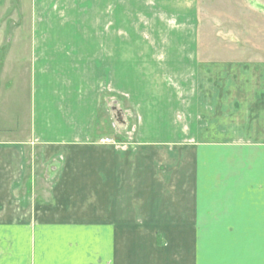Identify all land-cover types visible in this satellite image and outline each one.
Listing matches in <instances>:
<instances>
[{"label": "crops", "instance_id": "0c3cea01", "mask_svg": "<svg viewBox=\"0 0 264 264\" xmlns=\"http://www.w3.org/2000/svg\"><path fill=\"white\" fill-rule=\"evenodd\" d=\"M211 1L0 0V264H201L264 217V48Z\"/></svg>", "mask_w": 264, "mask_h": 264}, {"label": "rangeland", "instance_id": "374dc122", "mask_svg": "<svg viewBox=\"0 0 264 264\" xmlns=\"http://www.w3.org/2000/svg\"><path fill=\"white\" fill-rule=\"evenodd\" d=\"M211 4L214 6L212 7L214 24L207 29L209 30L207 35L208 44L213 49L218 51L238 49L239 51L245 48L254 51L264 48V0H212ZM239 10L243 16H240ZM245 13L248 16H244ZM242 17L251 19L253 23L240 22L244 20ZM253 24H259L260 27H254ZM227 57L239 60L247 58ZM247 59L259 58L250 56ZM108 107L109 110L100 112V118L105 120L104 126L108 129L115 128L119 131L124 126L119 119L122 116L119 115L118 109L112 108L110 103ZM120 133L123 132L120 130ZM120 139L129 140V135L125 138L120 136ZM250 228L252 230L249 231L225 230L195 233L201 246V264H264V217H251Z\"/></svg>", "mask_w": 264, "mask_h": 264}, {"label": "built area", "instance_id": "2783aa9c", "mask_svg": "<svg viewBox=\"0 0 264 264\" xmlns=\"http://www.w3.org/2000/svg\"><path fill=\"white\" fill-rule=\"evenodd\" d=\"M102 142H112V141L109 139H106V140H103Z\"/></svg>", "mask_w": 264, "mask_h": 264}]
</instances>
